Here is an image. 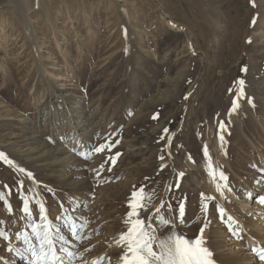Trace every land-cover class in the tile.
Wrapping results in <instances>:
<instances>
[{
	"label": "rangeland",
	"instance_id": "374dc122",
	"mask_svg": "<svg viewBox=\"0 0 264 264\" xmlns=\"http://www.w3.org/2000/svg\"><path fill=\"white\" fill-rule=\"evenodd\" d=\"M105 138L110 152L79 154ZM0 152L12 161L0 160V190L14 215L0 202V220L13 247L24 246L15 233L31 236L23 181L33 222L34 185L74 264H121L128 199L143 185L156 194L143 219L168 202L161 215L186 238L206 224L218 263L264 264L253 252L264 248V0H0ZM201 193L215 198L206 214ZM181 201L190 226L178 223ZM8 243L0 256L26 264Z\"/></svg>",
	"mask_w": 264,
	"mask_h": 264
},
{
	"label": "snow or ice",
	"instance_id": "6c2138e0",
	"mask_svg": "<svg viewBox=\"0 0 264 264\" xmlns=\"http://www.w3.org/2000/svg\"><path fill=\"white\" fill-rule=\"evenodd\" d=\"M242 71H246V68H242ZM238 85L236 96L232 101V106L229 112V116L232 112H235L239 107V101L244 97V79H238L234 82ZM231 91V89L229 90ZM224 122H220V128L224 129ZM167 133L168 129L164 130ZM169 138V143H170ZM223 139V137H221ZM114 145L105 138L104 142L99 144L83 145L82 148H86L85 151H80L79 154L85 159H91L93 154H100L105 150L111 151ZM117 155H119L117 153ZM205 156H208V151L205 148ZM190 158V157H189ZM111 163H115V158L110 157ZM164 157L161 156V160ZM0 160L11 164L12 161L7 156L0 152ZM162 167H166L163 165ZM209 169H212L211 163L208 165ZM103 169V164L100 166ZM20 172H24L23 168L19 169ZM30 178L31 173L27 174ZM182 177L183 172L179 173ZM210 175H214L213 171H210ZM220 180L225 181L223 187L220 183L216 184V191L221 195L224 194V188H229L227 182L228 177L221 171L219 173ZM22 208L21 219L26 220L28 223L26 227H30L31 236L27 231L15 233V239L22 241L23 247H13L10 243L13 238L10 231L4 227L5 221L0 220V239L9 242L7 250L9 252H15L17 256L26 261V264H74L79 258L78 253L72 251L70 248L65 247L70 241L64 235L59 234L58 228H53V222L49 219L45 204L39 200H35V204L38 206L39 218L41 223L33 222V209L31 207L30 199L23 194V181L19 182ZM179 187V185H175ZM7 189V186H5ZM230 190V188H229ZM11 195V190H8L5 195L4 190H0V202H2L5 211L9 215H14L13 207L8 199ZM155 190H147L146 186H140L137 188L133 186V191L128 199V207L130 211L126 214V221L129 226L125 233L119 236L117 241L118 246L124 248V252L120 257L121 264H215L212 259L213 253L211 250L204 246L205 240L203 238L204 228L206 224L199 229L200 235L196 238H186L183 233H178L177 226L171 222L165 215H161L162 210L172 212V206L168 202L161 201L160 208H157L155 212L148 217L147 220L143 219L141 213L147 211L148 207L155 200ZM212 196H206L201 193V212L206 214L208 211V201L214 200ZM259 203L264 204V195L259 197ZM221 216L225 214V208L220 205L215 206ZM175 214V213H174ZM185 203L183 201L178 204V223L181 226H190L184 219L185 217ZM195 219V218H194ZM231 216H227L229 222L232 221ZM80 227H84L81 225ZM167 228L168 231L163 235H159L157 228ZM80 229L75 222L71 223V236L79 241L83 239V236L79 234ZM33 237L35 242H33ZM90 250V249H89ZM253 252L259 258L260 261H264V248H253ZM0 264H11V262L4 260L0 257ZM92 264H103V258H98L92 261Z\"/></svg>",
	"mask_w": 264,
	"mask_h": 264
},
{
	"label": "bare ground",
	"instance_id": "6f19581e",
	"mask_svg": "<svg viewBox=\"0 0 264 264\" xmlns=\"http://www.w3.org/2000/svg\"><path fill=\"white\" fill-rule=\"evenodd\" d=\"M229 6V5H228ZM229 112L230 111H228L227 112V117H229L230 119H232L233 117H234V114H235V112H232L231 113V115L229 116ZM32 188V190H33V192H34V195H36V197L38 198V199H41V201H42V196L41 195H39L38 196V194H40V190H38L34 185L31 187ZM249 202V201H248ZM251 203H245V206H249ZM261 208V207H260ZM203 238H204V240H205V244H204V246L206 247V246H208V244H207V235L206 234H204L203 235ZM1 257V256H0ZM212 259H213V257H212ZM214 260V259H213ZM214 262H215V264H220V263H218L217 261H215L214 260Z\"/></svg>",
	"mask_w": 264,
	"mask_h": 264
}]
</instances>
